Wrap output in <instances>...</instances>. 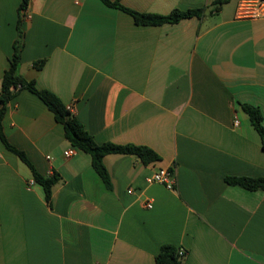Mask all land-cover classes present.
Here are the masks:
<instances>
[{
	"label": "crops",
	"instance_id": "0c3cea01",
	"mask_svg": "<svg viewBox=\"0 0 264 264\" xmlns=\"http://www.w3.org/2000/svg\"><path fill=\"white\" fill-rule=\"evenodd\" d=\"M214 1L120 0L160 15ZM239 1L202 20L139 26L101 0H30L25 11L22 0H0V91L21 21L24 78L55 94L98 144L160 156L107 155L108 189L89 154L65 157L72 145L46 104L18 92L3 134L60 180L49 203L0 137V264H157L165 245L183 249L184 264H264V191L226 182L264 178L262 140L241 106L264 118V16L239 17ZM161 168L175 170L174 189L147 183Z\"/></svg>",
	"mask_w": 264,
	"mask_h": 264
},
{
	"label": "trees",
	"instance_id": "16d2710c",
	"mask_svg": "<svg viewBox=\"0 0 264 264\" xmlns=\"http://www.w3.org/2000/svg\"><path fill=\"white\" fill-rule=\"evenodd\" d=\"M105 5L118 8L130 14L134 22L139 26H160L163 24H176L182 20L198 18L202 20L207 15L220 11V9L232 0H216L210 6L201 8L180 10L174 9L167 15L141 13L124 7L120 0H101ZM30 0H22L21 11H25L29 6ZM18 23L19 37L14 45V54L10 61V67L5 71L0 91V137L5 147L15 153L31 169L34 180L44 189L46 200L50 203L52 199L53 187L59 182L60 177L53 175L50 177L42 176L32 165L26 154L13 147L5 138L2 131V122L6 113V105L21 90H28L37 95L55 115L58 123L64 126L66 140L78 150L91 156L92 166L102 178L108 189L111 188L109 172L104 164V158L109 154H129L138 156L144 164H150L160 160V156L152 149L137 145H116L112 143L98 144L94 137L88 133L85 126L75 115L64 105V103L52 92L40 90L36 87L34 80H27L20 74L21 53L23 49L24 33ZM45 60L39 61L34 66L41 70ZM243 110L249 115L250 121L261 137L264 148V124L263 115L258 107L250 104H242ZM226 182L233 186H240L249 191H264V178L251 177H227ZM185 256H181L178 248L172 245H165L161 248L156 257L157 264H184Z\"/></svg>",
	"mask_w": 264,
	"mask_h": 264
},
{
	"label": "built area",
	"instance_id": "2783aa9c",
	"mask_svg": "<svg viewBox=\"0 0 264 264\" xmlns=\"http://www.w3.org/2000/svg\"><path fill=\"white\" fill-rule=\"evenodd\" d=\"M239 17H261L264 16V0H240L237 8ZM238 124V121H235ZM78 149L70 147L64 152L65 157L69 158L77 153ZM149 184H162L168 189H174L176 184L175 170L173 168H161L155 171L146 179ZM147 208H152V204H146ZM181 256L186 253L183 249L178 250Z\"/></svg>",
	"mask_w": 264,
	"mask_h": 264
}]
</instances>
